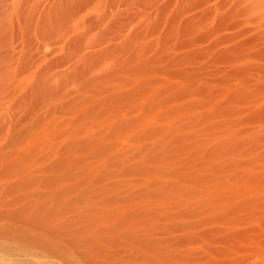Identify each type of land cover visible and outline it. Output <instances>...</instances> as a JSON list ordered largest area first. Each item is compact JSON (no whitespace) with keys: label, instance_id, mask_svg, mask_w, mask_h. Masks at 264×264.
Masks as SVG:
<instances>
[{"label":"rangeland","instance_id":"374dc122","mask_svg":"<svg viewBox=\"0 0 264 264\" xmlns=\"http://www.w3.org/2000/svg\"><path fill=\"white\" fill-rule=\"evenodd\" d=\"M0 264H264V0H0Z\"/></svg>","mask_w":264,"mask_h":264},{"label":"bare ground","instance_id":"6f19581e","mask_svg":"<svg viewBox=\"0 0 264 264\" xmlns=\"http://www.w3.org/2000/svg\"><path fill=\"white\" fill-rule=\"evenodd\" d=\"M40 220L42 221V223H41V222H40V223L38 222L39 224H41V225L43 224V225L47 226V224H48L47 221H46L47 219H43V220L40 219ZM40 220H39V221H40ZM48 220H51V219H48ZM52 221H53V220H52ZM48 225H49V224H48ZM50 225H51V224H50Z\"/></svg>","mask_w":264,"mask_h":264}]
</instances>
